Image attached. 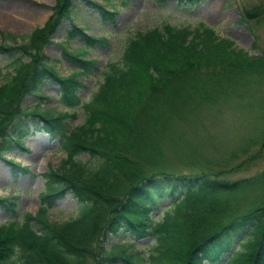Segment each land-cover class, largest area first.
Returning a JSON list of instances; mask_svg holds the SVG:
<instances>
[{"label":"trees","instance_id":"obj_1","mask_svg":"<svg viewBox=\"0 0 264 264\" xmlns=\"http://www.w3.org/2000/svg\"><path fill=\"white\" fill-rule=\"evenodd\" d=\"M83 3L96 7L103 22H114L117 13L111 7L55 0L53 16L23 37L24 44L0 46L1 53L24 58L15 59L12 72L0 81V159L14 172H27L3 154L23 149L30 126L57 140L65 154L59 168L43 174L45 191L35 215L17 216L14 200L0 198V209L12 217L0 225V264H140L130 250L148 237L156 246L146 264H264V164L250 176H228L264 160V101L261 136L247 162L226 171L187 167L179 173L171 169L178 156L166 152H178L177 124L189 120L192 106L206 108L224 92L242 93L247 78H262V58L236 49L203 24L193 30L166 25L131 39L96 94L81 104V79L96 71L89 51L107 43L85 35L84 22L75 23ZM245 13L253 19L264 12ZM64 22L70 29L56 43L62 58L53 60L43 49ZM75 39L83 41L79 49L70 46ZM64 61L72 68L63 76L57 67ZM47 83L58 86L67 112L42 109L41 103L22 107L25 97L47 100L40 94ZM79 106L84 123L71 127ZM154 130L175 141L164 145L153 136L148 141V131ZM81 154L89 160L79 161ZM254 193L258 204L243 205L244 197ZM67 194L78 203L77 215L51 222L49 210Z\"/></svg>","mask_w":264,"mask_h":264},{"label":"rangeland","instance_id":"obj_2","mask_svg":"<svg viewBox=\"0 0 264 264\" xmlns=\"http://www.w3.org/2000/svg\"><path fill=\"white\" fill-rule=\"evenodd\" d=\"M79 1L70 0L75 4ZM92 2L106 6L107 9L111 7L117 15L111 23L103 22L100 15L94 11L96 7L91 4L83 3L84 10L80 8L76 10L79 17L75 23L80 25L84 22L88 27L85 35L104 37L107 40L104 47L89 51L88 59L96 61V71L81 79L83 87L78 94L81 104L89 102L96 94L103 83L105 73L111 71L112 64L120 62L123 51L131 39L139 33L156 28L161 30L166 25L176 29L193 30L203 24L212 28L220 38L231 40L236 49L260 57L264 63V13L253 19H248L245 13L254 10L264 12V0H201L197 4H191L186 0H92ZM54 6L55 0H0V46L24 44L26 40L23 37L48 23L53 16L51 8ZM241 19L244 20L242 23ZM68 29L70 24L64 22L50 37L51 44H47L43 49L45 56L53 60L62 58L61 50L56 43L65 38ZM6 35H12V38L8 37L5 40ZM81 45L83 41L80 42L79 39L70 42V46L76 49ZM18 58L24 60L20 53L5 54L1 53L0 49L1 82L12 72V64ZM71 68L72 64L64 61L57 70L64 76ZM247 79L250 82L244 84L246 88L242 93L224 92L219 95L220 99H216L214 104L208 103L206 108L191 107L189 120L177 124L180 132L176 142L180 147L174 149L179 153L171 149L166 150L167 155L178 156V159L171 161L174 164L171 169H176L179 173L188 172L187 167L195 172L210 169L226 171L239 163L247 162L255 153L263 128L260 102L264 101V69L261 79L255 75ZM40 94L47 100L25 97L22 107L31 109L36 103H41L42 109L68 111L59 101V89L55 84L47 83L40 90ZM74 111L77 115L69 122L71 127L79 126L85 120L81 106ZM149 136H153V139L161 138L160 142L164 145L175 141L170 140L171 137L167 133L155 130L148 131L146 136L148 141ZM21 142L23 149L18 148L4 153L3 157L27 168V172H14L11 166L0 159V198L14 200L17 216L25 212L31 214L37 212L39 196L45 191L43 174L48 172V168H59L65 158L58 141L51 139L35 126H30L28 134ZM77 159L86 162L89 157L87 154H81ZM263 164L264 160L258 162L256 166H250L235 174L230 173L228 176L230 178L250 176L259 171ZM258 197L259 195L255 193L245 196L243 205H257ZM77 213V201L67 194L54 204L48 216L51 222L59 224L74 218ZM158 214L160 211L151 217L155 218ZM10 218L12 217L7 211L0 209V225L8 222ZM155 246L156 242L152 238L142 239L135 242L130 253L138 254L135 261L139 258L140 264H146V258Z\"/></svg>","mask_w":264,"mask_h":264}]
</instances>
